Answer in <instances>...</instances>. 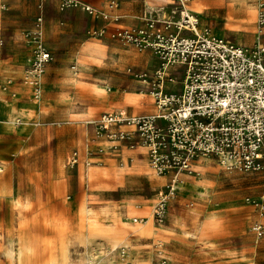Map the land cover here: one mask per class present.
I'll use <instances>...</instances> for the list:
<instances>
[{
	"label": "rangeland",
	"instance_id": "374dc122",
	"mask_svg": "<svg viewBox=\"0 0 264 264\" xmlns=\"http://www.w3.org/2000/svg\"><path fill=\"white\" fill-rule=\"evenodd\" d=\"M256 2L255 6L251 5L253 12L245 11L246 17L242 22L235 20L231 8L227 10V18L220 6L207 12L205 6L190 0L189 8L198 14L202 34L209 33L238 44L240 29L256 32L260 25L262 13L259 1ZM1 5L0 58L9 59L13 51L27 54L28 58L24 76L17 78L19 82H28L27 76H30L36 56L37 31H42L44 45L52 56L42 77L47 81L58 79L48 95L53 96L62 90V119H49L38 127L51 130L55 146L61 140L62 144L75 142L77 147L83 140L86 155L84 168L94 167L91 143L98 139L97 125L105 114L98 115L96 109L106 107L110 101L120 97V103L106 113L127 106L125 91L144 93L142 104L149 108L151 103L147 99L153 100L149 95L153 90V75L160 68L158 57L150 50L139 52L107 37L95 38L93 32L102 29L104 23L100 18L90 17L87 12H84V18L79 19L81 29L75 28L77 18H69L67 14L81 9L61 11L56 0H1ZM229 28L236 29L232 31ZM263 37L261 35L260 39ZM92 42L103 43L107 54L101 59L79 58V54L86 53V47ZM258 47L257 40V44H252L249 50ZM144 79L147 84L141 82ZM36 89L37 86L31 96L39 100L43 93L39 94ZM85 112L97 114L82 118L81 113ZM133 141L135 149L143 148L145 151L139 158L148 160L152 176H155L148 148L138 135ZM75 152L78 153V161L74 165L69 164ZM106 152L114 158V162L104 164L105 168H96L98 174L93 178L85 173L78 178L80 154L77 149L62 163L59 176H53L52 181L62 182L64 188L62 223L75 227L80 222L78 207L82 202L76 199V195L82 189L86 196L81 218L93 226L94 231L90 235L114 244L120 242L121 248L128 245L122 242L128 236L125 231L128 228L135 236L149 235V239L139 242L143 243L142 246L137 244L133 248L140 250L136 259H104L99 251L100 259H58L51 264H264V236L258 238L253 231L256 224L264 225V171H230L218 159H205L204 166H191V174L184 173V183L177 189L178 196L171 203L167 216L162 222H155L150 210L163 187L155 186L147 176L130 173L128 165L131 160L114 157L117 151L108 149ZM67 186L68 191L65 189ZM153 199L149 207H138ZM85 204L89 206V211ZM87 212L89 217H86ZM141 215L149 218L145 227L133 222ZM85 239L86 235L82 234L81 241ZM67 246L64 245V252ZM122 251L117 250L119 255ZM79 254L80 251L74 255Z\"/></svg>",
	"mask_w": 264,
	"mask_h": 264
},
{
	"label": "built area",
	"instance_id": "2783aa9c",
	"mask_svg": "<svg viewBox=\"0 0 264 264\" xmlns=\"http://www.w3.org/2000/svg\"><path fill=\"white\" fill-rule=\"evenodd\" d=\"M56 1L61 11L80 8L107 23L120 20L113 14L120 0H103L105 10L80 0ZM170 1L167 7L149 11L141 26H107L93 32L99 39L107 37L139 52L150 50L160 62L152 79L156 112L145 116L108 112L96 131L97 138L117 152L123 146L134 150L136 135L146 145L155 176L165 179L154 205L157 222L167 216L178 196L175 187L181 174L189 173L193 162L218 159L230 171H264V47L250 51L228 39L199 34V17L188 9L190 0ZM35 42L29 75L37 85L52 56L42 31L35 33ZM125 126L135 128L122 129ZM77 161L75 152L68 162ZM253 231L263 237L264 225L256 224Z\"/></svg>",
	"mask_w": 264,
	"mask_h": 264
},
{
	"label": "crops",
	"instance_id": "0c3cea01",
	"mask_svg": "<svg viewBox=\"0 0 264 264\" xmlns=\"http://www.w3.org/2000/svg\"><path fill=\"white\" fill-rule=\"evenodd\" d=\"M80 1L97 10H105L103 0ZM169 1L123 0L113 12L120 17V20L117 23H107L102 20L103 25L109 26L110 29L141 26L149 11L167 7ZM194 1L205 6L207 12L219 6L224 8L226 18L227 10L231 8L237 22H242L246 17L244 10L247 6H255L257 3L256 0ZM84 12L81 9L67 14L69 18H77L74 22L77 29H81L79 19L86 16ZM89 16L94 18L92 15ZM235 29L229 28L232 31ZM240 30L239 45L250 48L252 44H257L258 40V46L264 47V37L260 39L254 31ZM94 46H99L97 53L90 51ZM83 54L84 58L101 59L100 57L107 54L106 46L103 43L92 42ZM9 56L7 60L0 58V264H51L58 259H100L99 251L104 255V259H136L140 250L133 248H136L139 242L148 240L149 235L135 236L131 229H125L128 236H125L122 242H127L128 245H125V249L122 248V255H119L117 250L121 249L120 242L114 244L112 241L89 234L94 230L92 225L86 224L85 219L81 218L86 196L82 189L76 195V199L82 202L78 207L80 222L75 227L62 223L64 188L62 182L52 181L53 176L57 177L61 173L62 163L66 162L69 154L77 149L80 154L78 178L80 179L84 173L93 178L98 174L96 168H105L104 164L111 165L114 162V158L106 152L111 143L104 139H97L91 143L93 150L91 160L95 166L88 169L83 165L86 158L83 140L77 147L75 142L69 145V143L62 144L61 140L55 146L54 140L51 139V130L38 126L49 119H62V90L53 96L48 95L54 84L58 83V79L47 81L42 78L43 96L39 100H34L28 83L21 84L17 79L24 76L27 54L13 51ZM120 100L121 97L112 100L108 106L99 107L96 112L98 115L106 113L107 110L115 108ZM147 100L151 103L149 108L143 105H127L114 111L126 110L133 116L154 114L156 110L153 100ZM89 114L96 115L95 112H85L81 113L83 116L80 114L78 116L83 118ZM18 119L21 123H16ZM122 129L131 128L125 126ZM144 152L143 148L132 150L123 146L114 157L131 160L128 165L130 173L147 176L155 186L162 188L165 179L152 176L148 160L139 158ZM65 189L68 191V186ZM154 200L138 207H149ZM85 206L89 211V206L87 204ZM86 217H89L88 212ZM82 234L86 235L84 242L81 241ZM65 244L68 245L66 252L63 249ZM139 245L142 246L143 243ZM78 251L81 254L74 255Z\"/></svg>",
	"mask_w": 264,
	"mask_h": 264
},
{
	"label": "bare ground",
	"instance_id": "6f19581e",
	"mask_svg": "<svg viewBox=\"0 0 264 264\" xmlns=\"http://www.w3.org/2000/svg\"><path fill=\"white\" fill-rule=\"evenodd\" d=\"M227 4V3H226ZM233 4V3H232ZM0 7H3L2 5H1V3H0ZM252 6H247L246 8H245V10L244 11H246L247 13L248 12H253V7L251 8ZM264 7V2H263V0H259V8H260V14L261 13H263L264 12V10L262 9ZM188 9H189V7H188ZM243 11V10H242ZM259 27L257 28V30H256V33H257V36H258V38H260L261 37V35H264V22L263 23H260V21H259ZM257 25V24H256ZM197 32L200 34V31L199 30H197ZM95 37V36H94ZM95 38H97V37H95ZM99 46H94V48H92L90 51L92 52V53H97V51H98V48ZM259 47H261L260 45H259ZM87 48V47H86ZM249 48V47H248ZM127 53V52H126ZM79 58H81V59H83L84 57H85V55L84 54H79V56H78ZM94 58V57H93ZM96 59V58H95ZM76 60V59H75ZM79 65H80V63H79ZM76 67V66H75ZM81 67V66H80ZM73 69V68H72ZM75 69V68H74ZM76 71H77V69H76ZM68 73V72H67ZM77 73V72H76ZM72 76V75H71ZM42 78L43 77H41V81L36 85L35 83H34V81H32V76L30 77H28L27 76V83H28V85H29V87H30V89H35V87L37 86V92L39 93V94H42L43 93V86H42ZM73 79H75V78H73ZM77 79V78H76ZM142 81V80H141ZM144 83V82H143ZM71 84V83H70ZM147 84V83H146ZM36 85V86H35ZM143 92V91H142ZM151 97H153V95L150 93L149 94ZM143 98H145V96H144V93H138V92H124V99H125V101H126V103L128 104V105H140V106H142L143 104H142V101H141V99H143ZM148 104V103H147ZM16 123H21V120L20 119H18L17 121H16ZM206 160H210V159H206ZM199 161V162H198ZM198 161H196V162H193L192 163V165L191 166H197V167H202V166H204V164H205V159H200V160H198ZM198 162V163H197ZM191 172H192V170L190 169V172L189 173H185V174H191ZM155 174V173H154ZM193 174V173H192ZM184 175V173H182L181 174V181H180V183L175 187V190L177 191V189L179 188V186L181 185V184H183L184 183V181H183V176ZM197 190V189H196ZM201 193V192H200ZM156 201H157V199H156ZM156 201H155V203H156ZM86 208V207H85ZM150 214H151V216H152V219H153V221H155V222H157L156 220H155V218H154V206L152 207V209H151V211H150ZM139 218H141L142 219V222L140 223V222H138V223H135L134 221L135 220H137V219H139ZM139 218H134L133 219V222L135 223V224H137V225H139L140 227H145V226H147V224L149 223V218H147V217H139ZM143 234V233H142ZM122 249V248H121ZM123 249H125V248H123Z\"/></svg>",
	"mask_w": 264,
	"mask_h": 264
}]
</instances>
